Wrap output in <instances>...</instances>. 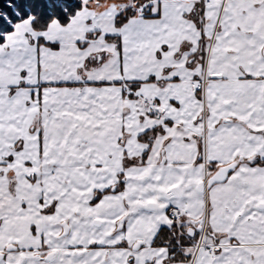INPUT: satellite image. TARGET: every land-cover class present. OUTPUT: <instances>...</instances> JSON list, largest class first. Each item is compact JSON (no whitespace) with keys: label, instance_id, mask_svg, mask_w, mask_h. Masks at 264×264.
<instances>
[{"label":"snow or ice","instance_id":"6c2138e0","mask_svg":"<svg viewBox=\"0 0 264 264\" xmlns=\"http://www.w3.org/2000/svg\"><path fill=\"white\" fill-rule=\"evenodd\" d=\"M0 264H264V0H0Z\"/></svg>","mask_w":264,"mask_h":264}]
</instances>
